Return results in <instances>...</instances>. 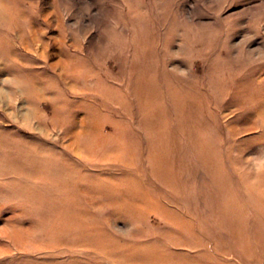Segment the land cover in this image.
I'll return each instance as SVG.
<instances>
[{"label": "rangeland", "instance_id": "374dc122", "mask_svg": "<svg viewBox=\"0 0 264 264\" xmlns=\"http://www.w3.org/2000/svg\"><path fill=\"white\" fill-rule=\"evenodd\" d=\"M0 264H264V0H0Z\"/></svg>", "mask_w": 264, "mask_h": 264}, {"label": "bare ground", "instance_id": "6f19581e", "mask_svg": "<svg viewBox=\"0 0 264 264\" xmlns=\"http://www.w3.org/2000/svg\"><path fill=\"white\" fill-rule=\"evenodd\" d=\"M11 50V49H10ZM37 88V87H36ZM140 88V87H139ZM38 89V88H37ZM39 90V89H38ZM39 93V92H38ZM140 99V98H139Z\"/></svg>", "mask_w": 264, "mask_h": 264}]
</instances>
